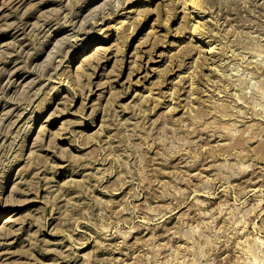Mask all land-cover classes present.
<instances>
[{
    "label": "rangeland",
    "instance_id": "rangeland-1",
    "mask_svg": "<svg viewBox=\"0 0 264 264\" xmlns=\"http://www.w3.org/2000/svg\"><path fill=\"white\" fill-rule=\"evenodd\" d=\"M0 264H264V0H0Z\"/></svg>",
    "mask_w": 264,
    "mask_h": 264
},
{
    "label": "bare ground",
    "instance_id": "bare-ground-1",
    "mask_svg": "<svg viewBox=\"0 0 264 264\" xmlns=\"http://www.w3.org/2000/svg\"><path fill=\"white\" fill-rule=\"evenodd\" d=\"M196 1V0H195ZM195 5V4H194ZM202 7V6H201ZM194 8V7H193ZM197 8V7H196ZM197 26V25H196ZM195 26V27H196ZM125 31V30H124ZM123 33V32H122ZM100 48H101V46H99ZM103 49V48H102ZM101 50V49H100ZM104 50V49H103ZM98 51V50H97ZM103 52V51H102ZM107 52V51H106ZM105 53V52H104ZM97 54V53H96ZM101 55V54H100ZM98 56V55H97ZM97 56H95V58L97 59ZM108 57V56H107ZM99 58H100V56H99ZM99 58H98V60H99ZM102 59V58H101ZM95 61V60H94ZM97 61V60H96ZM91 62V61H90ZM88 64V63H87ZM91 66H93L92 65V63H91ZM87 76V75H86Z\"/></svg>",
    "mask_w": 264,
    "mask_h": 264
}]
</instances>
